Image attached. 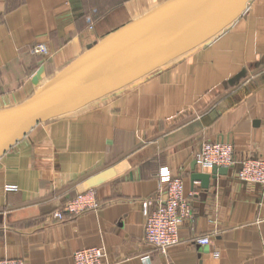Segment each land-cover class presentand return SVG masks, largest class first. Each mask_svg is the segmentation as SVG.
<instances>
[{"label":"crops","instance_id":"1","mask_svg":"<svg viewBox=\"0 0 264 264\" xmlns=\"http://www.w3.org/2000/svg\"><path fill=\"white\" fill-rule=\"evenodd\" d=\"M165 1L0 0V109L25 101L87 48ZM39 46L46 53L34 54ZM204 141L230 143L235 160L207 188L191 179L211 173L191 169ZM245 158L264 159V0H250L207 43L38 123L0 156V259L74 264L76 250L101 246L106 264H264V186L239 180ZM162 168L192 193V216L165 254L145 242L142 208ZM86 192L99 208L51 218ZM199 236L210 243H197Z\"/></svg>","mask_w":264,"mask_h":264},{"label":"water","instance_id":"2","mask_svg":"<svg viewBox=\"0 0 264 264\" xmlns=\"http://www.w3.org/2000/svg\"><path fill=\"white\" fill-rule=\"evenodd\" d=\"M250 0H167L110 32L37 87L25 101L0 109V156L38 123L108 95L207 43L239 18ZM42 68L34 75L37 83ZM195 160L191 165L194 170ZM211 173L193 172L207 188Z\"/></svg>","mask_w":264,"mask_h":264},{"label":"built area","instance_id":"3","mask_svg":"<svg viewBox=\"0 0 264 264\" xmlns=\"http://www.w3.org/2000/svg\"><path fill=\"white\" fill-rule=\"evenodd\" d=\"M36 53H46L42 46L33 50ZM196 164L205 169L213 166L229 168L234 164L233 147L228 142L204 141L193 154ZM158 185L154 196L142 203L144 224L143 236L145 242L161 254L179 241L178 232L185 219L192 216L190 196L185 195L184 184L180 177L172 176L165 168L158 171ZM239 180L264 186V159L245 158L240 160L237 171ZM16 186H5L6 191L15 190ZM92 192H86L76 199L64 204L62 210L55 211L51 218L61 221L64 214L77 215L87 210L99 208ZM195 241L201 245L210 243L208 236H199ZM106 252L103 247H87L76 250L72 254L74 264H106ZM218 257V253H213ZM0 264H25L23 259L1 258Z\"/></svg>","mask_w":264,"mask_h":264},{"label":"trees","instance_id":"4","mask_svg":"<svg viewBox=\"0 0 264 264\" xmlns=\"http://www.w3.org/2000/svg\"><path fill=\"white\" fill-rule=\"evenodd\" d=\"M92 3L95 4V5H97V6L100 5L99 0H97L96 3H95V1H93V0H92V2H91V0H88V3H86V4H89V5H90V4H92ZM83 6H84V5H83ZM85 7H86V5H85Z\"/></svg>","mask_w":264,"mask_h":264},{"label":"rangeland","instance_id":"5","mask_svg":"<svg viewBox=\"0 0 264 264\" xmlns=\"http://www.w3.org/2000/svg\"><path fill=\"white\" fill-rule=\"evenodd\" d=\"M93 1L96 2L97 0H93ZM91 2H92V0H91ZM84 5H86V0H84ZM34 54H44V53H36V52H35ZM38 56H39V55H38ZM32 69H33V68H32Z\"/></svg>","mask_w":264,"mask_h":264}]
</instances>
